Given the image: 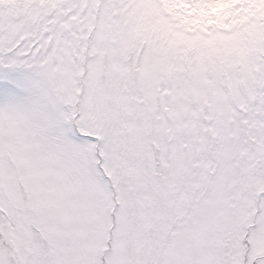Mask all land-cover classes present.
<instances>
[{"label": "snow or ice", "instance_id": "obj_1", "mask_svg": "<svg viewBox=\"0 0 264 264\" xmlns=\"http://www.w3.org/2000/svg\"><path fill=\"white\" fill-rule=\"evenodd\" d=\"M0 264H264V0H0Z\"/></svg>", "mask_w": 264, "mask_h": 264}]
</instances>
